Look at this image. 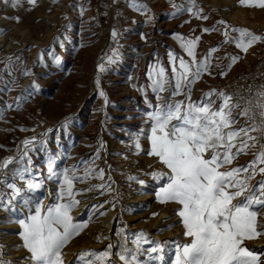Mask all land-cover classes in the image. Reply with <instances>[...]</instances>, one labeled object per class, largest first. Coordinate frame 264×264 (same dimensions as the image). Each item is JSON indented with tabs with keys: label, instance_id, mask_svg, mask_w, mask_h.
I'll list each match as a JSON object with an SVG mask.
<instances>
[{
	"label": "rangeland",
	"instance_id": "obj_1",
	"mask_svg": "<svg viewBox=\"0 0 264 264\" xmlns=\"http://www.w3.org/2000/svg\"><path fill=\"white\" fill-rule=\"evenodd\" d=\"M161 4L163 7L158 8L148 5L146 0H97V9L91 11L87 4L80 5L77 0H36L34 5L28 0H0V37L8 36L14 43L4 45L7 51L0 61V163L12 160L0 171V199L7 205L0 206V262L3 264H30L29 253L19 235L22 231L19 220L33 214L37 203L50 206L61 202L58 195L62 177L51 174L50 166L56 174L67 169L78 177L74 191L80 203L71 215L74 223L85 225L62 249L64 264H81L79 253H99L107 250L109 244L113 245L110 264H123L120 254L125 248L135 252L134 241L140 233L152 241L143 243L142 249L154 246L162 249L151 254L160 259H149L146 251L139 254L141 264H174L177 246L190 242L184 228H173L178 220L164 210L157 198V187L152 183L153 173L163 171L161 168L165 165L157 157L148 155L151 150L149 113L157 104L148 73L159 65L164 66L169 83L160 96L171 102H186L185 95L170 97L174 78L168 54L172 52L191 63L192 58L184 52L182 44L199 37L195 50L197 62L216 49L209 58L211 75L202 74L190 90L191 100L200 101V95L204 97L213 91L219 78L253 60L257 42L247 52L237 48L236 42L241 30L254 34L257 26H264V7L259 6V0H246L243 5L241 0H161ZM73 16L79 19L74 29ZM162 16L169 26L162 29L160 39L156 37L160 29L157 20ZM205 28L210 31L204 32ZM113 31L117 33L115 39ZM149 43L152 47L144 57L140 48ZM114 51L119 53V58L109 64L108 58ZM232 57L237 59L233 61ZM8 58L12 61L10 70L5 67ZM63 60L67 63L65 66L61 64ZM101 64L105 66L104 71L100 70ZM45 70L59 71L61 76L52 79L50 84H43L36 91L38 96H25ZM16 71L20 74L14 82L12 74ZM125 87L135 89L138 95L132 99L123 93ZM101 91L105 96H100ZM27 102L33 106H25ZM245 107L249 104L234 110V129L253 123L239 115ZM254 122L259 125L260 119ZM51 129L54 131L48 135ZM249 135L257 137L255 144L249 140L248 150L237 155L226 168H244L256 158L264 138L257 132ZM26 140L31 141L27 146L23 143ZM137 142L139 150L135 147ZM235 143L238 147L240 138ZM25 151L32 161L28 166L31 177L42 183L40 189L29 191L25 182L18 179L17 174L26 164L27 157L22 159ZM39 154L44 156L36 162ZM260 167L264 164L258 162L255 170L250 168L239 178L249 177L247 183L257 186L264 179ZM100 170L103 178L99 176ZM14 177L25 191L9 204L11 190L6 185ZM145 194H150V199H143ZM243 198H237L234 203ZM113 211L109 239L94 242L90 250H78L81 244L74 240L89 227L105 224ZM257 219L260 227L257 231L261 234L245 240L243 246L259 254L264 264V245H259L264 243V207L258 209Z\"/></svg>",
	"mask_w": 264,
	"mask_h": 264
},
{
	"label": "snow or ice",
	"instance_id": "obj_2",
	"mask_svg": "<svg viewBox=\"0 0 264 264\" xmlns=\"http://www.w3.org/2000/svg\"><path fill=\"white\" fill-rule=\"evenodd\" d=\"M35 2L36 0H28L29 4L34 5ZM245 2L246 0H241L242 5ZM259 6L264 7V0H259ZM188 11L191 12L192 9L189 8ZM203 31L209 32L210 29L205 28ZM112 37H117L116 31L112 32ZM261 39L262 37L248 30H241L236 47L247 52L251 45ZM198 41L199 37L182 44L184 52L192 58L191 63L183 57H176L172 52L168 54L169 63L172 65L171 75L174 78L170 97L185 95L186 102H171L170 99L165 100L160 96L161 92L166 91L165 85L169 83L164 66L159 65L148 73L152 81L150 87L157 98L155 110L149 113L148 138L151 150L148 155L157 157L169 170L167 183L159 189L157 198L161 203L176 202L181 206L178 215L182 218L184 235L190 241L177 246L174 264H262L261 256L243 246V243L261 234L257 231V216L258 209L264 207V179L260 180L257 186L251 187L247 183L249 177H239L250 168L255 170L258 162L264 164V145H261L258 155L247 167L228 169L225 166L230 165L237 155L248 150L249 140L255 144L257 137L250 136V132H257L264 138V92L258 93L260 99L256 104L248 101L249 107L239 113L253 123L249 127L238 129L233 128L236 124L233 112L240 108V104L230 103V95L210 91L205 93L200 101L193 102L191 87L202 74L211 75L209 58L211 53L216 51L215 48L211 49L203 60L197 62L195 50ZM118 58L119 53L114 51L108 58V63L114 64ZM231 59L235 61L237 57ZM11 63V58H8L5 67L9 70ZM100 70H105L103 64L100 65ZM221 75L225 73L221 72ZM184 89L188 91L184 92ZM99 94L105 96L103 91ZM213 96L219 100L218 106L217 99H213ZM107 102L105 99V104ZM257 117L260 119L259 125L254 122ZM237 138H240L238 147L235 143ZM23 143L27 146L31 141L26 140ZM135 147L139 150L140 144L137 142ZM24 157H27L26 164L17 174L18 179L25 182L29 191L40 189L42 183L36 182L29 172L28 166L32 161L31 157L27 156V151L22 159ZM11 162L9 158L0 163V171ZM90 171L91 169L86 171L85 177ZM49 172L62 177L58 195L61 202L50 206L37 203L33 214L19 220L22 228L19 235L23 247L29 253L30 264H64L62 249L85 226L74 223L71 215L72 210L80 203L75 198L74 191V181L78 177L74 173L70 174L67 169L62 174H56L51 166ZM259 172L264 174V167H260ZM103 175V170H100L99 176L103 178ZM157 176L163 177V174L153 173L154 178ZM16 178L6 185L11 190L9 204L25 191V188L15 182ZM240 197L244 198L234 203ZM0 206L7 207L2 199ZM134 243L135 252L125 248L120 254L119 259L123 264H141L138 255L145 251L149 259H160L159 256L151 255L162 251L159 246L142 249L143 243H152L143 233L138 235ZM112 247L113 245L109 244L107 250L99 253L81 252L78 254V261L81 264H110Z\"/></svg>",
	"mask_w": 264,
	"mask_h": 264
},
{
	"label": "bare ground",
	"instance_id": "obj_3",
	"mask_svg": "<svg viewBox=\"0 0 264 264\" xmlns=\"http://www.w3.org/2000/svg\"><path fill=\"white\" fill-rule=\"evenodd\" d=\"M75 1V0H74ZM78 3L80 5L82 4H87V8L91 9V11H94L97 9V0H77ZM146 3L148 5H153L157 6L158 8H162V4H161V0H146ZM157 4V5H155ZM162 10V9H161ZM72 25H73V29L78 27L77 26V21L79 20L78 17L73 16L72 17ZM158 23V27L159 29V33H157L156 37L160 38L163 37L161 35L162 29H167L169 26V23L165 20V18L162 16L157 20ZM171 23V22H170ZM139 43V42H138ZM4 45H14V43L12 42L11 38L9 39L8 36L6 37H0V61L2 60V58L4 57L5 54V48ZM152 47V44H146V45H142L140 48V52L144 53V57L147 56V53L150 52V49ZM10 49V48H9ZM7 51V50H6ZM60 52L62 53V50H60ZM81 53V52H80ZM63 56V55H62ZM61 57V55H60ZM40 60V59H39ZM42 61H39V66L42 69L43 65L41 64ZM248 63V62H247ZM62 66H65L67 63L65 60H63L61 62ZM14 65V64H13ZM57 70V69H55ZM19 71L14 72L13 75V81L16 82L18 80L19 77ZM41 76L39 77L40 79L38 81H36L35 83H33V87L29 88L27 90V93H25V96H29V97H36L37 95V90L43 86V84H50V82L52 81V79H54L55 77H59L61 76V73L59 71H54V72H50L48 70H45L42 74H40ZM123 93L129 95L130 97H132V99L134 97H136L137 91L135 89H131L130 87H125L123 89ZM120 95V94H119ZM200 98H203L202 95H200ZM36 100V99H35ZM49 100V98H48ZM48 100H44L45 102L48 103ZM53 100V99H52ZM201 100V99H200ZM43 101V102H44ZM31 102V101H30ZM30 102H27L25 106L29 107L31 105ZM39 102V101H38ZM37 103V102H36ZM131 103V102H130ZM129 102H127L126 104H130ZM50 104V103H49ZM33 106V105H31ZM49 106V105H48ZM54 131V129H51L47 132V134L49 135L50 133H52ZM78 148V147H77ZM66 149H68V147H66ZM42 156H44L43 154H39L35 161L39 162L40 159L42 158ZM148 189H151V187H147ZM151 195L150 194H145L143 196V199H150ZM138 201V200H137ZM115 211L109 213L108 218L105 222V224H100L99 226H92L89 227L83 234H81L80 236H78L74 242L75 243H79L81 244L78 250H82V251H87L90 250L92 247H94V242L99 241V240H103V239H109V234H110V224L113 220ZM10 226V225H9ZM259 245H264V243H260Z\"/></svg>",
	"mask_w": 264,
	"mask_h": 264
},
{
	"label": "built area",
	"instance_id": "obj_4",
	"mask_svg": "<svg viewBox=\"0 0 264 264\" xmlns=\"http://www.w3.org/2000/svg\"><path fill=\"white\" fill-rule=\"evenodd\" d=\"M254 34L259 35L262 39L257 41L258 48L253 60L246 63L242 68L219 78L213 91L223 92L234 99L247 100L258 89H264V26H257L254 29ZM213 99H217V97L213 96ZM217 103H219L218 99ZM239 104L241 107L242 103Z\"/></svg>",
	"mask_w": 264,
	"mask_h": 264
},
{
	"label": "crops",
	"instance_id": "obj_5",
	"mask_svg": "<svg viewBox=\"0 0 264 264\" xmlns=\"http://www.w3.org/2000/svg\"><path fill=\"white\" fill-rule=\"evenodd\" d=\"M263 88H260L259 91H261ZM200 94V93H199ZM230 102L233 103H242V105L245 103L247 104L248 100H242L240 98H232ZM234 116V115H233ZM157 167H160L159 165ZM163 171H160L159 174H163V177L157 176L156 178L152 179V183L157 188V192L159 189L164 186L167 183V174L169 173V170L166 168V166H163ZM159 169V168H158ZM164 207L165 211L170 212L171 214H174V219L178 220V223L173 225V228H183L182 224V218L178 215V212L181 208V206L176 202H167V203H161ZM164 216L165 213L163 212ZM162 215V214H161ZM257 228H260L258 225V219H257Z\"/></svg>",
	"mask_w": 264,
	"mask_h": 264
},
{
	"label": "trees",
	"instance_id": "obj_6",
	"mask_svg": "<svg viewBox=\"0 0 264 264\" xmlns=\"http://www.w3.org/2000/svg\"><path fill=\"white\" fill-rule=\"evenodd\" d=\"M258 93H261V91H259V89L255 92V94L249 98L248 101H252V103L256 104L257 101L260 99V97L258 96ZM255 121H259V117H257V119Z\"/></svg>",
	"mask_w": 264,
	"mask_h": 264
}]
</instances>
